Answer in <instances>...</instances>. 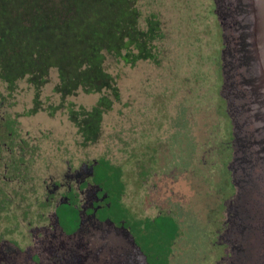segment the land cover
Here are the masks:
<instances>
[{
	"label": "rangeland",
	"instance_id": "rangeland-1",
	"mask_svg": "<svg viewBox=\"0 0 264 264\" xmlns=\"http://www.w3.org/2000/svg\"><path fill=\"white\" fill-rule=\"evenodd\" d=\"M89 4L116 13L148 36L153 27L155 39L144 38L145 47L138 41L144 47L140 53L136 46H128L120 54H105L102 67L111 77V90L78 86L63 95L54 67L39 86L27 76L13 89L0 80L1 141L13 139V156L22 155L23 147L39 155L41 178L48 177L44 167L48 161L65 157L64 161L70 155L78 166L102 160L120 169L126 205L141 206L150 217L169 210V245L165 223L163 235L146 239L142 232L141 247L151 264H161L166 251L169 264H219L220 256L231 258V253L242 252L240 245L227 243L223 236L230 221L227 207L237 190L231 171L237 150L230 117L234 112L229 113L222 97L220 60L231 36L223 33L212 0ZM131 11L138 18L133 20ZM224 58L228 68L237 54L227 51ZM103 98L108 103L100 104L97 129L85 139V115ZM3 121L8 128L1 125ZM0 154L9 155L2 145ZM59 171H64L63 165ZM95 177L108 195L118 193L119 184L115 187L100 167ZM222 221L227 229L217 239ZM13 227L23 231V226ZM243 250L250 252L245 246Z\"/></svg>",
	"mask_w": 264,
	"mask_h": 264
},
{
	"label": "flooded vegetation",
	"instance_id": "flooded-vegetation-1",
	"mask_svg": "<svg viewBox=\"0 0 264 264\" xmlns=\"http://www.w3.org/2000/svg\"><path fill=\"white\" fill-rule=\"evenodd\" d=\"M212 3L217 16L219 7ZM1 125L9 127L4 121ZM6 141L0 139L9 154H0V264H144L142 254L151 264L141 247L142 232L146 239L163 235L162 223L169 245V210L150 217L141 206L126 205L120 169L103 161L104 175L115 187L119 184L118 193L110 196L95 181L99 161L78 166L73 155L50 160L44 166L48 177L41 178V157L24 147L22 155L13 156V139ZM222 224L217 239L227 229ZM13 226H23V231ZM165 255L161 264H169V251ZM224 258L219 257V264H226Z\"/></svg>",
	"mask_w": 264,
	"mask_h": 264
},
{
	"label": "trees",
	"instance_id": "trees-1",
	"mask_svg": "<svg viewBox=\"0 0 264 264\" xmlns=\"http://www.w3.org/2000/svg\"><path fill=\"white\" fill-rule=\"evenodd\" d=\"M89 2L95 0H0V80L13 89L17 80L27 76L39 86L54 67L63 95L72 94L78 86L94 91L113 89L102 67L105 54H120L128 46H136L140 53L147 45L143 39L153 40L156 34L151 27L148 36L134 24L122 22L116 13ZM130 14L133 20L138 18L136 12ZM102 102L108 103L103 98L85 115V139L97 129ZM97 167L104 172L102 160Z\"/></svg>",
	"mask_w": 264,
	"mask_h": 264
},
{
	"label": "water",
	"instance_id": "water-1",
	"mask_svg": "<svg viewBox=\"0 0 264 264\" xmlns=\"http://www.w3.org/2000/svg\"><path fill=\"white\" fill-rule=\"evenodd\" d=\"M215 1L222 31L231 36L222 51V97L229 113L234 112L230 117L237 150L231 170L237 190L227 207L233 216L230 219L229 214V228L223 236L227 243L242 247V252L224 259L230 258L226 264H264V0ZM227 51L237 54L228 68ZM142 261L147 264L143 254Z\"/></svg>",
	"mask_w": 264,
	"mask_h": 264
}]
</instances>
